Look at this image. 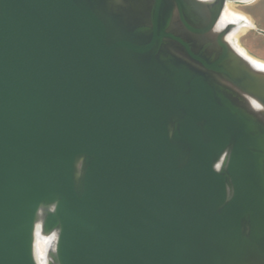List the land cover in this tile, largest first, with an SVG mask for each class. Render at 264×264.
<instances>
[{
  "label": "water",
  "instance_id": "water-1",
  "mask_svg": "<svg viewBox=\"0 0 264 264\" xmlns=\"http://www.w3.org/2000/svg\"><path fill=\"white\" fill-rule=\"evenodd\" d=\"M228 1L0 0V264L38 233L46 264H264V71Z\"/></svg>",
  "mask_w": 264,
  "mask_h": 264
},
{
  "label": "bare ground",
  "instance_id": "bare-ground-1",
  "mask_svg": "<svg viewBox=\"0 0 264 264\" xmlns=\"http://www.w3.org/2000/svg\"><path fill=\"white\" fill-rule=\"evenodd\" d=\"M241 1H251V0H241ZM234 3L228 1L226 2L223 14L221 16L219 25L226 26L231 25V29L226 35L227 40L242 54L254 67L264 71V61L259 60L245 51L239 44L240 33L246 32L248 29L255 27L254 22L248 17V15L241 12H237L234 9ZM244 20V21H242ZM252 105L256 109H260L261 105L255 101H251ZM51 237L41 235L40 233L36 236V246L35 255L39 264H46L47 262V252L50 245Z\"/></svg>",
  "mask_w": 264,
  "mask_h": 264
},
{
  "label": "rangeland",
  "instance_id": "rangeland-1",
  "mask_svg": "<svg viewBox=\"0 0 264 264\" xmlns=\"http://www.w3.org/2000/svg\"><path fill=\"white\" fill-rule=\"evenodd\" d=\"M230 2L234 3L235 11L248 15L255 24V27L240 33V46L251 56L264 61V35L258 30H264V0Z\"/></svg>",
  "mask_w": 264,
  "mask_h": 264
},
{
  "label": "crops",
  "instance_id": "crops-1",
  "mask_svg": "<svg viewBox=\"0 0 264 264\" xmlns=\"http://www.w3.org/2000/svg\"><path fill=\"white\" fill-rule=\"evenodd\" d=\"M235 1V0H234ZM237 1H241V0H237Z\"/></svg>",
  "mask_w": 264,
  "mask_h": 264
}]
</instances>
